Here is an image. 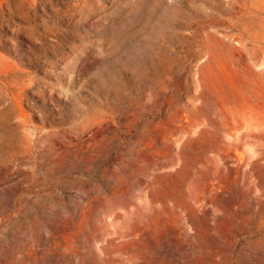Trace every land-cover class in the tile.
<instances>
[{"label":"rangeland","instance_id":"rangeland-1","mask_svg":"<svg viewBox=\"0 0 264 264\" xmlns=\"http://www.w3.org/2000/svg\"><path fill=\"white\" fill-rule=\"evenodd\" d=\"M0 264H264V0H0Z\"/></svg>","mask_w":264,"mask_h":264},{"label":"bare ground","instance_id":"bare-ground-1","mask_svg":"<svg viewBox=\"0 0 264 264\" xmlns=\"http://www.w3.org/2000/svg\"><path fill=\"white\" fill-rule=\"evenodd\" d=\"M76 6H77V5H76ZM50 8H51V7H50ZM52 8H53V7H52ZM54 8H55V7H54ZM55 11H56V9H55ZM20 105H21V104H20ZM28 110H29V109H28ZM30 110H31V109H30ZM30 110H29V111H30Z\"/></svg>","mask_w":264,"mask_h":264}]
</instances>
